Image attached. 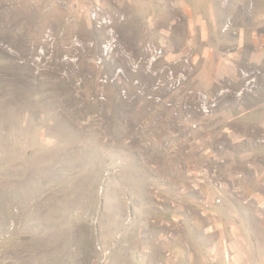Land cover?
I'll list each match as a JSON object with an SVG mask.
<instances>
[{"label": "rangeland", "instance_id": "rangeland-1", "mask_svg": "<svg viewBox=\"0 0 264 264\" xmlns=\"http://www.w3.org/2000/svg\"><path fill=\"white\" fill-rule=\"evenodd\" d=\"M235 243L264 264V0H0V264Z\"/></svg>", "mask_w": 264, "mask_h": 264}, {"label": "crops", "instance_id": "crops-1", "mask_svg": "<svg viewBox=\"0 0 264 264\" xmlns=\"http://www.w3.org/2000/svg\"><path fill=\"white\" fill-rule=\"evenodd\" d=\"M209 218L212 220L213 218H215V216L211 215ZM219 243L220 242L218 241L217 246ZM235 246H236V248L232 252L231 256H232L233 261L236 262L235 264H241L242 262H244L246 260V257H248V254H247L248 251L244 248L243 249L240 248L239 245H237L236 243H235ZM181 248H182V254H180V256H182V258H184V260L187 259V257L191 256V251L190 250L187 251V249L185 248V242L183 244H181L180 251H181Z\"/></svg>", "mask_w": 264, "mask_h": 264}]
</instances>
